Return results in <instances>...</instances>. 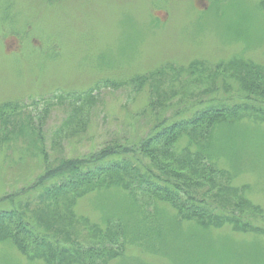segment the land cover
Listing matches in <instances>:
<instances>
[{
    "label": "rangeland",
    "instance_id": "1",
    "mask_svg": "<svg viewBox=\"0 0 264 264\" xmlns=\"http://www.w3.org/2000/svg\"><path fill=\"white\" fill-rule=\"evenodd\" d=\"M261 1L0 0V108L30 117L47 161L86 157L112 141L140 146L151 129L147 107L161 101L169 108L162 115L180 119L218 101L230 121L231 130L218 128L213 136L223 148L203 160L224 172L214 176L215 186L210 176L199 180L180 168L182 141L162 158L171 167L158 168L148 156L129 158L160 183L183 186L190 178L199 188L192 197L207 196L203 206L231 223L203 227L180 219L156 191L138 195V211L137 197L119 188L86 194L74 204L82 222L72 246L104 247L95 264H264V119L249 109L264 112V93L244 92L227 72L233 58L264 70ZM212 74L215 84L206 79ZM71 110L79 112L77 122L65 120ZM29 146L21 137L0 140V211L26 199L21 189L45 169ZM229 187L240 190L241 200L229 198ZM36 208L17 211L27 222ZM35 256L0 243V264H45Z\"/></svg>",
    "mask_w": 264,
    "mask_h": 264
},
{
    "label": "trees",
    "instance_id": "2",
    "mask_svg": "<svg viewBox=\"0 0 264 264\" xmlns=\"http://www.w3.org/2000/svg\"><path fill=\"white\" fill-rule=\"evenodd\" d=\"M260 6H264V0L261 1ZM227 67L231 70H227L231 73L229 74L230 80L239 83L240 89H243L244 92L251 94L255 90V93L259 91L264 93L263 69L239 58H233ZM204 70L206 69L204 68ZM196 73L199 71L196 70ZM217 76L212 74L206 79L215 84ZM224 80L223 83L228 87L232 85L229 80ZM107 84L109 83L106 82L105 85ZM165 106L164 101H161L152 103L151 109L147 107L151 116L150 120H152L151 129L149 136L143 140L140 146L127 147L112 141L102 147L100 151L92 152L86 157L71 159L63 157L54 161H47L49 154L41 144H38L42 142V138L39 129L33 127L30 117L25 120L19 119L18 116L14 118L13 110L16 107L2 106L0 108V140L7 142L13 136L27 139L30 145L28 148L34 151L39 161L42 160L41 163L45 169L34 182L21 189V194H25L26 199H22L17 204L14 202L12 204L14 208H5L0 211V243L8 242L22 254L35 252L34 259H42L45 264H81L83 260L89 264H95L99 261L98 259L105 256L104 247L102 249L96 245H88L84 249L73 247V237L81 234L78 228L82 222L75 214L74 204L83 195L101 190L110 191L108 190L110 188H119L125 191L126 195L133 194L132 198L137 197L136 205L133 203L136 211L139 209L138 202L140 203L138 195L142 196L146 192L156 191L163 201L168 202L177 211L180 219L193 221L203 227H208L211 221L218 226L231 223L229 217H224L222 214L216 215L203 206L207 196L199 194L198 199L192 197L191 191L194 190L195 185H192L193 181L190 178H185L183 186L167 185V181L160 183L154 176L149 177L148 174L142 173L137 164L130 161L129 157L143 155L148 156L158 168L171 167V165L163 166L162 158L164 155H169L168 150L175 147L174 145H177L178 141H182L185 147V159L179 161L181 169L195 173L199 180L206 175L210 176L208 183L213 186L216 182L214 176L224 175V172L213 169L210 163L205 164L203 160H211V157L217 156V151L221 150L220 146L222 148L224 146L222 142H215L213 139L215 130L218 128L232 129L230 121L227 122L225 117V108L215 101L214 104L207 103L199 111L193 112L191 118L180 119L172 118L170 115L166 116V114L162 115V111L169 109ZM239 107L234 106L232 109L238 111ZM249 109L255 110V114L264 119V112H261L259 108ZM7 110L12 111L7 113ZM158 110L161 113H157ZM233 110H230L231 114L236 113ZM143 112L146 113V109ZM79 117L78 111L71 110L65 120L72 122L76 118L77 122ZM83 119L84 117L80 122ZM193 147L194 151L191 150ZM159 155L162 157L159 158ZM176 178L181 177L177 174ZM195 187L199 189L198 186ZM220 191L224 190H218V192ZM239 193L240 190L230 187L227 189L229 198L237 196L241 200L238 197ZM124 197L126 198V196ZM220 197L227 198V196ZM15 199L20 198L15 197ZM142 202L144 201L142 200ZM29 205L37 207L36 211L30 212L32 213L28 216L30 221L23 222L20 214L24 211L27 213ZM17 209L20 210V214ZM233 223L240 224L238 220ZM244 225L251 226L249 223H244ZM39 227H41L40 231H31ZM114 234L117 238L121 237L116 232ZM60 235H63L65 245H61ZM108 238L109 236H105V240H110Z\"/></svg>",
    "mask_w": 264,
    "mask_h": 264
}]
</instances>
